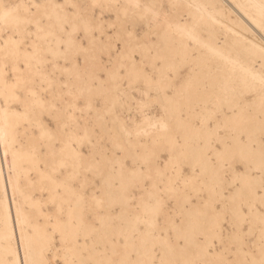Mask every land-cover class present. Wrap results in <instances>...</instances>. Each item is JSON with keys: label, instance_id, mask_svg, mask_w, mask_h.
<instances>
[{"label": "snow or ice", "instance_id": "1", "mask_svg": "<svg viewBox=\"0 0 264 264\" xmlns=\"http://www.w3.org/2000/svg\"><path fill=\"white\" fill-rule=\"evenodd\" d=\"M194 7L0 0V264H264V44Z\"/></svg>", "mask_w": 264, "mask_h": 264}, {"label": "bare ground", "instance_id": "2", "mask_svg": "<svg viewBox=\"0 0 264 264\" xmlns=\"http://www.w3.org/2000/svg\"><path fill=\"white\" fill-rule=\"evenodd\" d=\"M185 3L192 5H216L215 8L211 9H198L194 7L191 11L193 14L204 13L207 15H212L216 21L213 24L208 21L209 27L219 36L220 46L217 49L215 42L210 45V48L217 49L223 55H231L235 60L238 53L244 55H251L253 59H257L255 67L259 69L260 64L258 58L260 55V49L264 41V31L258 26L259 22V11L256 8L248 9L252 17H254L257 23H253V19L249 18L239 8L235 7L237 4H259L260 0H184ZM203 56L206 59L213 60L214 63L223 66V60L215 51L205 49L203 51ZM10 163V158H9ZM9 164L4 162L3 154L0 153V174H2V179H0V194L7 192V196L11 199L12 189L11 186H7L6 182L8 180ZM14 216V209H13ZM19 232L17 231V237ZM20 258H23V249L19 253Z\"/></svg>", "mask_w": 264, "mask_h": 264}]
</instances>
